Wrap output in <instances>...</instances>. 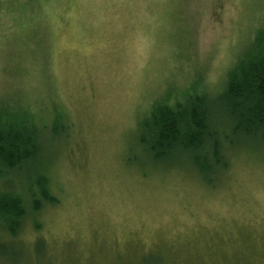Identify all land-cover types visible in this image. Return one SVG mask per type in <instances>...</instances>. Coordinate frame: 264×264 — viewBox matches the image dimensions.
<instances>
[{
    "label": "rangeland",
    "instance_id": "obj_1",
    "mask_svg": "<svg viewBox=\"0 0 264 264\" xmlns=\"http://www.w3.org/2000/svg\"><path fill=\"white\" fill-rule=\"evenodd\" d=\"M263 28L264 0H0V125L60 117L25 170L57 202L28 197L15 237L0 222V264H264V145L225 144L208 184L138 141L157 103L218 93Z\"/></svg>",
    "mask_w": 264,
    "mask_h": 264
},
{
    "label": "trees",
    "instance_id": "obj_2",
    "mask_svg": "<svg viewBox=\"0 0 264 264\" xmlns=\"http://www.w3.org/2000/svg\"><path fill=\"white\" fill-rule=\"evenodd\" d=\"M263 29L256 44L229 71L218 93L189 94L174 105L157 103L141 119L138 141L152 160L180 156L204 182L212 184L220 170L229 166L225 144L234 148L237 138L239 143L254 140L264 145ZM59 121L56 116L53 125L27 119L0 125V178L17 173L25 182L26 191L24 199L17 193L18 187L0 189V222L11 237L20 231L30 213L25 201L28 197L34 212L44 201L57 202L50 191L48 176L41 173L32 178L25 170L43 150L45 142L40 133L57 135Z\"/></svg>",
    "mask_w": 264,
    "mask_h": 264
}]
</instances>
